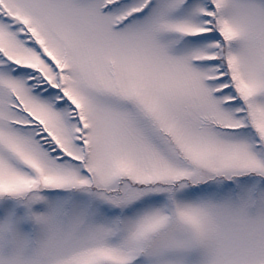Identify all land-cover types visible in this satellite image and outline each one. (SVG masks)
Returning <instances> with one entry per match:
<instances>
[{
    "label": "snow or ice",
    "instance_id": "snow-or-ice-1",
    "mask_svg": "<svg viewBox=\"0 0 264 264\" xmlns=\"http://www.w3.org/2000/svg\"><path fill=\"white\" fill-rule=\"evenodd\" d=\"M0 264H264V0H0Z\"/></svg>",
    "mask_w": 264,
    "mask_h": 264
}]
</instances>
